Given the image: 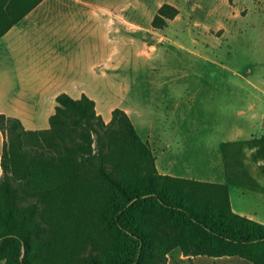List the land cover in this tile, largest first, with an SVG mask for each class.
I'll use <instances>...</instances> for the list:
<instances>
[{
	"label": "trees",
	"instance_id": "1",
	"mask_svg": "<svg viewBox=\"0 0 264 264\" xmlns=\"http://www.w3.org/2000/svg\"><path fill=\"white\" fill-rule=\"evenodd\" d=\"M178 15L166 4L153 26ZM56 102L47 130L0 114V264H167L177 249L264 264V224L231 206L229 185L246 184L234 144L222 146L228 184L163 175L125 110L106 123L87 95Z\"/></svg>",
	"mask_w": 264,
	"mask_h": 264
},
{
	"label": "crops",
	"instance_id": "2",
	"mask_svg": "<svg viewBox=\"0 0 264 264\" xmlns=\"http://www.w3.org/2000/svg\"><path fill=\"white\" fill-rule=\"evenodd\" d=\"M215 2L217 5L219 2L226 4V12L219 13L214 26L206 28L201 37L200 34L194 36L192 30L198 23L192 14L201 10L198 1H194L187 16L184 7L175 0H159L154 5L140 2L132 7L134 19L125 18L128 25L115 22L111 31L110 25L104 24L103 19H98V26L104 25L108 29L94 30L93 10L110 12V8L91 0H79L73 4V9L89 10L85 17L77 14L75 17L35 20L20 32L13 27L0 37V78L4 81L0 82V114L19 119L29 131L49 129L50 117L55 114L56 99L59 95L65 93L74 99L87 95L97 104L100 96L95 95L93 88L95 67H99L104 63V59L111 57L117 58L120 66H126V59L132 58L135 72L140 74L145 69L148 72L155 71L158 58L164 55L171 57L175 50L195 55L201 61L211 63L199 52L189 50L185 44L188 40L203 48L201 45L203 41L206 44L209 39L216 38L227 43L233 51L230 44L234 37H238L245 39L247 45L250 42L254 43L258 52L263 51L264 31L257 32L255 26L262 19L264 0H215ZM166 4L177 8L179 15L167 20L164 29H157L153 26V21ZM103 14L100 13L99 16H104ZM105 18L107 21L111 20ZM247 29L250 30L248 35L244 34ZM19 36L21 42L16 40ZM95 56L101 61L95 63ZM211 64L219 65L215 62ZM244 79L250 82L247 78ZM254 89L264 97L263 88L256 86ZM122 109L128 113L143 140L151 144L159 172L176 178L228 184L222 146L254 137L245 135L248 127L232 128L225 133L228 139H218L214 146L206 142L207 146L201 149L199 157L193 159L191 155L196 151L191 147L193 143L190 142V130L184 128L185 117L177 114L166 116L169 117L167 120L171 121L170 126L160 131L157 123L147 122L146 118L142 117L140 109L131 111L123 106ZM114 110L104 109L99 114L106 123H109ZM174 117H181L180 121L177 120L181 123H177L174 135L168 136L167 132L174 130ZM262 136L264 135L260 138ZM172 138H175V141L168 140ZM4 141V135L0 131V178L3 176L1 161ZM198 162L201 165L196 164ZM199 168L202 170H198ZM253 178L246 181L247 186L229 185L231 206L235 213L264 224V218L257 212L247 211L242 206L237 210L232 203V187L243 190L248 188L250 191L246 192H255L264 202V178L257 180Z\"/></svg>",
	"mask_w": 264,
	"mask_h": 264
},
{
	"label": "rangeland",
	"instance_id": "3",
	"mask_svg": "<svg viewBox=\"0 0 264 264\" xmlns=\"http://www.w3.org/2000/svg\"><path fill=\"white\" fill-rule=\"evenodd\" d=\"M78 1L0 0V25L5 21L11 22L10 27L0 37L13 27L20 32L35 20L46 18L53 20L64 16L75 17L77 14L85 17L89 14V10L73 9V4ZM91 1L110 8V12L93 10L94 30L108 29L104 25L98 26V19H103L104 24L110 25L111 31L114 29L112 26L115 22L128 25L124 19H134L132 7L135 5L140 2H149L154 5L159 0ZM175 1L184 7L186 16L191 11L190 8L194 1L200 2L201 10L192 14V17L198 20L197 25L192 27L194 36L200 34L201 37L206 28L214 26L217 15L226 12V4L219 2L217 5L215 0ZM124 7L128 8L123 10ZM100 13H104V16H99ZM105 17L111 20L107 21ZM255 30L264 31V11ZM248 33H250L249 29L244 31V34L248 35ZM31 38L37 40L35 37ZM16 40L21 42V36ZM244 40L234 37L230 44L233 51L227 43L216 38L215 40L209 39L206 44L203 41L201 44L203 48L194 44L192 40L185 43L189 50L199 52L211 63L215 62L219 65L203 62L195 55L175 50V54L171 57L164 55L158 58L155 71L148 72L145 69L139 74L135 72L132 58L126 59V66H120L117 58L104 59V63L95 67L94 71V93L100 96L96 104L97 112L102 113L104 109H122V106L131 111L140 109L142 117H145L147 122L157 123L160 131L170 126L171 121H168L169 117L166 116L181 115L186 121L184 128L190 130V142L193 143L191 147L196 151L191 155L193 159L199 157L201 149L207 146L206 142L214 146L218 139L229 138L225 135L227 130L235 127H248L245 135L254 137L232 145L230 158L243 175L245 182L253 177L256 180L262 179L264 178V155L263 151H260L261 144L258 140L261 135H264V97L254 88L257 86L264 89V49L258 52L255 50L254 43L250 42L247 45L248 42ZM99 61L101 60L98 56H95L94 62ZM0 82L4 81L0 78ZM173 120L174 130L167 132L168 136L176 132V126L177 123H181L179 122L181 117H174ZM201 135L207 137L201 138ZM210 135L212 136L208 137ZM168 140L175 141V138ZM164 156L166 157L167 153ZM196 164L201 165L199 162ZM247 185L248 182L245 186ZM254 186L257 187L255 184ZM245 189L247 190L238 187L231 188L233 205L237 210L244 207L243 209L257 212L261 218H264V202L255 192H246L250 190ZM80 222L83 223L82 220ZM83 225H90L88 217L84 219ZM167 264L252 263L240 257L188 258L177 249L169 255Z\"/></svg>",
	"mask_w": 264,
	"mask_h": 264
}]
</instances>
